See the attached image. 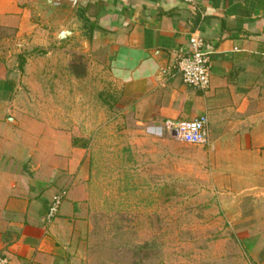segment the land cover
<instances>
[{"label": "crops", "instance_id": "obj_1", "mask_svg": "<svg viewBox=\"0 0 264 264\" xmlns=\"http://www.w3.org/2000/svg\"><path fill=\"white\" fill-rule=\"evenodd\" d=\"M36 1L0 0V261L67 264L89 153L73 148L68 128L49 126L55 118L23 114L18 93L26 77L42 92L51 84L41 70L29 75L33 56L18 64L23 38L35 46L48 42L30 17ZM73 12L90 41L106 51L114 106L141 129L157 134L167 122L207 116L206 143L191 155L193 165L209 173L229 203L255 197L258 222L248 245L264 264V0H78ZM195 31L209 57L205 89L184 84L177 65ZM36 102L31 108L37 110ZM83 108L88 125L87 101ZM72 120L67 113L60 123ZM68 184L57 216L45 222L50 196Z\"/></svg>", "mask_w": 264, "mask_h": 264}, {"label": "rangeland", "instance_id": "obj_2", "mask_svg": "<svg viewBox=\"0 0 264 264\" xmlns=\"http://www.w3.org/2000/svg\"><path fill=\"white\" fill-rule=\"evenodd\" d=\"M36 2L30 17L34 30L40 28L39 39L48 42L35 46L26 37L20 50L23 64L34 57L29 75L41 70L51 84L42 92L26 77L18 93L23 114L55 118L49 126L68 128L73 148L89 153L87 191L75 207L67 264H262L248 245L258 222L255 197L237 196V203H229L220 194L224 189L211 186L209 173L193 165L191 155L201 146L166 129L148 133L119 111L104 48L90 41L75 12L66 17L45 0ZM58 29L71 36L55 39ZM67 113L70 125L60 123ZM68 187L50 196L64 193L58 211Z\"/></svg>", "mask_w": 264, "mask_h": 264}, {"label": "built area", "instance_id": "obj_3", "mask_svg": "<svg viewBox=\"0 0 264 264\" xmlns=\"http://www.w3.org/2000/svg\"><path fill=\"white\" fill-rule=\"evenodd\" d=\"M191 3L194 0H183ZM187 53L177 57L178 70L184 84L205 89L209 84L210 67L208 54L203 50V38L196 31L191 33ZM208 118L201 114L192 119L177 122H167L166 128L178 140L193 144L204 145L206 143L205 128ZM64 193L56 194L49 200L45 213V222L50 223L58 213V207L62 201ZM0 264H6L5 260Z\"/></svg>", "mask_w": 264, "mask_h": 264}, {"label": "water", "instance_id": "obj_4", "mask_svg": "<svg viewBox=\"0 0 264 264\" xmlns=\"http://www.w3.org/2000/svg\"><path fill=\"white\" fill-rule=\"evenodd\" d=\"M46 2L50 3L54 9H61L66 14V17L73 13V10L76 6L78 0H45ZM71 34L69 30H63L60 32L58 37H65L66 35ZM175 132H172L174 135Z\"/></svg>", "mask_w": 264, "mask_h": 264}, {"label": "trees", "instance_id": "obj_5", "mask_svg": "<svg viewBox=\"0 0 264 264\" xmlns=\"http://www.w3.org/2000/svg\"><path fill=\"white\" fill-rule=\"evenodd\" d=\"M76 14H77L78 17H81V15H80V10H79V9H77ZM89 27H90V28H89V31H90V29H91V30L93 29V26H89ZM23 62H24V58H21L20 63H19V67H20V68H21ZM48 203H49V202H48ZM47 205H48V204H47ZM45 213H46V212H45Z\"/></svg>", "mask_w": 264, "mask_h": 264}]
</instances>
